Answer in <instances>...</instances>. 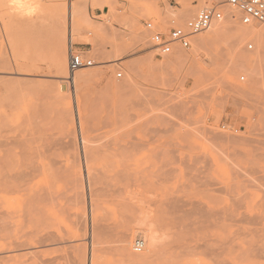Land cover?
<instances>
[{"label": "rangeland", "instance_id": "obj_1", "mask_svg": "<svg viewBox=\"0 0 264 264\" xmlns=\"http://www.w3.org/2000/svg\"><path fill=\"white\" fill-rule=\"evenodd\" d=\"M26 2L0 0V264H159L142 258L147 232L175 220L199 225L221 251L194 260L264 264V52L237 65L239 51L258 50L255 39L234 49L229 32L209 28L192 37L211 42L201 52L175 58L191 46L160 55L145 23L168 32L207 0ZM224 10L216 23L233 11L241 24L237 9ZM70 33L95 64L65 74L57 63ZM14 221L20 233L63 240L13 249L4 227Z\"/></svg>", "mask_w": 264, "mask_h": 264}, {"label": "bare ground", "instance_id": "obj_2", "mask_svg": "<svg viewBox=\"0 0 264 264\" xmlns=\"http://www.w3.org/2000/svg\"><path fill=\"white\" fill-rule=\"evenodd\" d=\"M21 4V6H24L27 2L26 0H18ZM40 1V0H39ZM53 1V0H52ZM55 1V0H54ZM49 2V1H48ZM35 3V2H33ZM189 11V10H188ZM225 11V10H224ZM63 13V12H62ZM70 15V14H69ZM239 17L238 13L230 11L226 13V21L224 23H216L214 22L211 25V33H218L221 32L222 30H225L227 32L230 33L229 35V43L232 46V48H238L240 49V44L248 37H251L253 39H255V41L258 44V50L254 53V55H242L240 56V51H239V55H238V63L237 65L242 67L245 66L248 63H253V64H257L260 63V57L262 52H264V27H259L258 25H256V23H252V24H244L241 22V24H238L237 22V18ZM187 18V17H186ZM164 18H162L163 20ZM102 29V28H101ZM78 30V29H77ZM71 34V33H70ZM205 38H198V39H194L192 41V45L189 48L190 50L186 49V52H184L185 50H180L176 52L175 54V58L177 57H184L188 51H192L194 53H197L198 51L202 50L204 48V46H206L207 42H210L208 39ZM144 39H146V36H144ZM147 41V40H146ZM211 43V42H210ZM209 44V43H208ZM262 44V46L260 45ZM211 45H209L210 47ZM175 51V50H174ZM201 52V51H200ZM244 53V52H243ZM67 62H68V56L65 55L63 57H61L58 60V68L60 70L61 73H67ZM170 63L171 61L166 60L164 62H160V66L164 65L166 63ZM159 64V63H157ZM1 66V65H0ZM9 66V65H8ZM237 66V67H238ZM238 68V69H239ZM254 71V70H253ZM261 72V71H260ZM253 73V72H252ZM255 75V74H254ZM74 78H76L75 80L78 81H83L86 78V74L79 72L76 76H74ZM77 81V82H78ZM126 84L122 85L118 84L117 88H124ZM141 142H139L140 144ZM89 149L87 150L88 152L91 150L90 147H88ZM38 150V149H37ZM92 151V150H91ZM5 162V160H4ZM0 164L2 165V161H0ZM110 164V163H109ZM111 165V164H110ZM109 165V166H110ZM96 168V166L92 165V168L90 169L89 172H95L94 169ZM48 169V163H46V167L45 170ZM90 175V174H89ZM92 177V176H90ZM91 179V178H90ZM93 179V178H92ZM97 190V189H96ZM81 192V191H80ZM84 199V198H83ZM31 208V207H30ZM230 208V206H229ZM221 209V208H220ZM235 209V208H234ZM237 209V207H236ZM171 210V209H170ZM176 210V209H175ZM231 210V209H230ZM30 211H33L30 210ZM203 211V210H202ZM223 211V210H222ZM200 213V211H198ZM207 212V211H206ZM209 212V211H208ZM216 212V211H214ZM212 213H213V209H212ZM203 214V213H202ZM201 214V215H202ZM207 214V213H206ZM209 214V213H208ZM207 214V217H208ZM218 214V213H217ZM230 214V213H229ZM212 215V214H211ZM180 216V215H179ZM210 216V214H209ZM230 216V215H229ZM233 215L231 214L230 217H232ZM242 216V215H241ZM206 217V218H207ZM219 217V216H218ZM221 217V216H220ZM228 217V218H230ZM243 217V216H242ZM176 218V216L174 217ZM178 218V216H177ZM234 218V217H233ZM241 218V217H240ZM253 218V217H252ZM181 219V218H180ZM221 219V218H220ZM239 219V218H238ZM244 219V218H243ZM233 220V219H231ZM235 220V219H234ZM240 220V219H239ZM252 220V219H251ZM85 221V220H84ZM209 221V220H208ZM238 221V220H237ZM206 222V221H204ZM211 222V220H210ZM4 223V222H3ZM94 224V223H93ZM195 224V223H193ZM213 224V223H212ZM233 224V223H232ZM237 224V223H236ZM100 225V224H99ZM206 225V224H205ZM93 226V225H92ZM96 226V225H94ZM132 226V225H131ZM97 227V226H96ZM101 229V226H99ZM240 227V226H239ZM107 228V227H105ZM109 228V227H108ZM4 229H9L10 232H5L4 234V244H8L9 247H12L13 249H18L24 245H28L30 244V241L34 238L37 242L39 243H44L47 240H54V241H61L60 239L63 240L62 237H55L58 235L55 234H50V232H41L40 230H36V231H29V232H22L20 233V223L18 221H14L13 224H11V228L9 227V225H5ZM200 229H202L201 227H199V225H195L193 227H190L188 223L186 222H182L179 220H175L170 224H167L165 226L164 229H162L163 232H158L157 231H152L150 229L149 232H147V242H148V253L150 252V255H146V253H144L145 255H142V258L144 260H147L149 257H152L153 255L157 256V258H161V261L159 264H209L207 262H199L197 260H194V256H197V254L201 255L202 252H199V250L204 249V254H210L212 255V260H214V256L218 255V253L220 254V252H217L218 249L216 248V246L214 245V243L211 242V239L208 237V235H201L200 234ZM97 230V229H96ZM255 230V229H254ZM260 230V229H259ZM102 231V230H101ZM100 231V232H101ZM104 231V230H103ZM139 231V230H138ZM122 232V231H121ZM240 232V231H239ZM102 233V232H101ZM105 233V232H104ZM103 233V234H104ZM134 233V232H133ZM235 233V232H234ZM238 233V232H237ZM242 233V232H240ZM116 234V233H113ZM138 234V233H137ZM160 234V235H159ZM162 234V235H161ZM260 234V233H259ZM136 235V234H135ZM113 237V236H112ZM233 237V236H232ZM141 238V237H140ZM219 238V237H218ZM212 240H218V239H214L212 238ZM144 244L146 239L144 238ZM219 241V240H218ZM224 241V240H223ZM222 241V242H223ZM230 241V240H229ZM260 241V240H259ZM63 242V241H62ZM221 242V245L219 244V246H223ZM226 242V241H225ZM223 242V244H225V248H226V243L228 242ZM119 246L117 249H119L120 251H122L123 253L127 252L128 247H129V243H130V239L129 237L125 234L120 236L119 238ZM231 243V241H230ZM264 243V242H263ZM262 243V244H263ZM254 246V245H253ZM110 247V246H109ZM117 247V246H116ZM219 247V248H220ZM257 247V246H256ZM260 248V247H259ZM80 249V248H79ZM78 249V250H79ZM256 249V248H254ZM253 250V249H252ZM30 251V250H29ZM116 251V250H115ZM260 251V249H259ZM258 251V252H259ZM257 252V251H256ZM34 257L36 255V251L34 252ZM38 253V252H37ZM31 254V253H30ZM39 254V253H38ZM257 254V253H255ZM40 255V254H39ZM205 255V256H206ZM207 255V256H208ZM222 255V254H221ZM33 256V255H32ZM38 256V255H37ZM36 256V257H37ZM207 258V257H206ZM211 258V257H210ZM217 259V258H216ZM132 261H134V258H131ZM12 261V264H24L25 259L22 258H18L16 256L14 257H8L7 258V262L8 264H10V262ZM78 261V260H77ZM222 261V260H221ZM226 261V260H225ZM217 262V261H216ZM218 262H220L218 260ZM217 262V263H218ZM228 263V261H227ZM33 264H49V262L47 260H43V259H38L37 261H35ZM220 264V263H219ZM229 264V263H228Z\"/></svg>", "mask_w": 264, "mask_h": 264}, {"label": "built area", "instance_id": "obj_3", "mask_svg": "<svg viewBox=\"0 0 264 264\" xmlns=\"http://www.w3.org/2000/svg\"><path fill=\"white\" fill-rule=\"evenodd\" d=\"M225 6L237 9L241 14L240 20L244 24L257 22L264 25V0H207L195 16L188 19L184 24L174 21V25L168 32L161 30L154 22L147 21L145 26L152 32L153 47L158 50L160 55L171 54L177 47L189 48L194 35L208 30L214 22L224 19ZM253 46L252 43L249 45L250 48ZM94 64V59L85 57L75 49V43L70 34L68 44L69 71L74 74L77 70ZM122 76V72L117 73L118 78ZM144 247L143 239L137 238L134 249L139 252Z\"/></svg>", "mask_w": 264, "mask_h": 264}]
</instances>
